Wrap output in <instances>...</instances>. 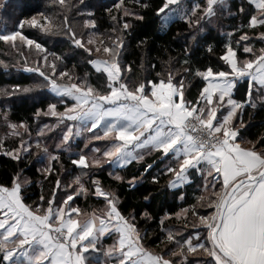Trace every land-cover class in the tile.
Segmentation results:
<instances>
[{"label":"snow or ice","instance_id":"1","mask_svg":"<svg viewBox=\"0 0 264 264\" xmlns=\"http://www.w3.org/2000/svg\"><path fill=\"white\" fill-rule=\"evenodd\" d=\"M57 2L66 5V0ZM247 3L255 5V11H246L242 2L239 12L246 13L247 23L233 29L241 35L235 44L229 40L225 45L219 57L223 65L185 69L200 77L204 84L195 99L187 96L188 85L184 79H177L171 72L166 79L144 77L142 81L133 82L125 78V65L121 61L125 43L121 36L109 37L111 43L103 46L108 59H93V51L101 49L91 46L92 37L85 40L70 27L65 30L74 48L89 54L87 63L97 73L106 74L102 88L89 82V73L73 80L69 70L58 68L56 60L49 63L47 55L40 58L43 64L38 61L36 67L25 69L43 78L31 87L47 88L53 94L54 102L48 103L47 111L37 109V119L43 115L57 118V124L65 120L72 122L66 125L61 142L56 145L58 150L61 145L69 146L73 135L80 136L84 132L92 134L89 141L113 139L103 150L91 148L94 153L102 152L106 159L94 156L89 161L83 149L75 153L78 159H73L72 164L80 168L81 174L73 176L70 182H62L57 175L47 197L42 192L38 200L27 202L25 185L30 181L21 180L22 170L9 185L0 184V264H91L89 257L92 252L100 251L98 245L105 239H113L105 250L113 264H192L189 253H199L202 257L196 264H264V137L255 142L245 140L237 125V120L243 124L245 107L255 108L256 99L264 101V47L257 51L252 43L254 37L243 30L245 27L253 32L257 28L264 29V0H247ZM224 4L225 0H206L203 7L195 3L182 10L180 0H163L156 13L162 30L176 19L186 21L190 27L200 26L202 21L211 22L216 7ZM125 15L143 19L127 9ZM39 17H25L18 25L21 30L0 34V41L16 47L19 39L46 53L43 44L22 31L25 25L45 32L59 27L45 12L39 13ZM63 19L67 21L66 16ZM86 24L95 27L94 20ZM130 27L128 21H124L122 29L112 31H125ZM258 38L264 44V31L258 33ZM241 48L243 59L238 54ZM207 50H213L211 44ZM185 54L190 55L187 50ZM183 63L189 64V61L185 59ZM127 71H131L130 65ZM57 77L72 82L61 83ZM241 83L247 85L246 99L237 100L233 98V90ZM31 87L22 90L27 92ZM58 104L64 105L63 111L58 109ZM0 119L11 135L20 138L18 146L8 147L5 140L9 133H5V138H0L3 154L16 161L30 156L33 144L28 123L11 122L7 113H0ZM51 127L38 126L37 148L41 147L39 137ZM98 128L103 130L102 135L93 132ZM25 135L29 136L28 140L24 139ZM88 146L86 143L85 148ZM150 151L159 154L161 163L168 161L160 175H171L170 188L186 181L192 183L193 173H198L204 180L205 191L212 189L207 197L201 195L198 199L206 201L214 211L210 215H199L196 206H190L185 211L197 217L192 224L196 230L187 234L167 230L164 240L170 247L160 251L145 246L147 232L138 227L135 210L125 214L116 192L106 189L92 171L93 168L102 171L104 163L119 167L134 161L140 163ZM43 152L48 153L46 146ZM58 159L57 154H52L51 162L42 171L50 175L54 170L53 162ZM152 167L153 164H146L142 175ZM83 176L88 177L87 183ZM115 178L123 180L118 175ZM152 180L158 182L159 176L153 175ZM136 181L133 176L129 182L131 188L136 186ZM61 190L64 195L58 199ZM78 196L97 198L102 207L90 213L83 211L72 203ZM81 215L83 219L79 218ZM143 215L147 218L150 214Z\"/></svg>","mask_w":264,"mask_h":264},{"label":"trees","instance_id":"2","mask_svg":"<svg viewBox=\"0 0 264 264\" xmlns=\"http://www.w3.org/2000/svg\"><path fill=\"white\" fill-rule=\"evenodd\" d=\"M84 2V6L81 0H66V5H59L57 0H1L0 2V34L21 30L18 29V25L22 19L39 16L41 12L49 15L59 26L51 32L27 25L22 29L25 35L43 44L47 50L46 53L18 42L16 47H13L9 42L0 41V113H7L8 120L11 122L26 121L31 134L38 131V126L42 127L55 122V118L43 115L37 119V109L46 111L48 103L54 102L53 94L47 88L31 87L42 82L43 78L39 77L38 73L25 70L27 67H36L38 61L43 64L41 57L47 55L49 63L56 60L58 68H66L73 74V80L76 77L83 78L85 73H89V82L97 88H102L106 83V74L97 73L93 66L87 63L89 54L75 49L69 35L65 34V30L70 27L78 36L84 35L82 27L87 17L81 7H85L90 13L88 19L95 21V29L100 33L104 43H111L109 37L123 38L125 47L121 53V61L125 65V78L133 82L138 79L142 81L144 77L149 80L166 79L171 72L177 79H184L185 84L188 85L186 94L189 99H195L204 84L200 77L185 72V69L189 66L193 69L207 65L222 66L223 61H220L219 57L225 45L229 40L235 44V40L241 35L240 31L233 32V29H239L242 23L245 25L247 23L246 13L239 12L242 2L246 11H255L254 6L249 5L247 0H227L224 6L216 7V15L211 18V22L202 21L200 26L190 27L186 21L176 19L162 30L156 9L162 5L163 0H123V3L121 0H84ZM194 2L200 3L202 7L206 4V0H186L189 8L194 5L192 4ZM125 9L138 13L143 19L125 15L123 13ZM65 16L67 21L63 19ZM113 17L117 19L114 20ZM124 21H128L131 25L129 29L112 31L114 28L122 29ZM243 30L254 37L252 43L257 51L264 47L258 38V33L264 29L257 28L253 32L245 27ZM209 44L213 48L211 52L207 50ZM186 50L190 55L186 56ZM32 51L34 52L30 54ZM238 54L241 59L244 58L242 48ZM91 56L94 58L93 54ZM58 57L60 59H57ZM185 59L189 61V64L183 63ZM128 65L131 66L130 72L127 71ZM57 79L61 83L72 82L65 78L57 77ZM15 85L21 87L15 88ZM25 87H31V90L25 92L22 90ZM246 90V84H238L234 89L233 98L246 99L244 95ZM4 92H9L11 95H5ZM255 103L257 105L255 108L243 109L242 125L237 120L241 135L245 140L253 142L264 137V102L256 99ZM63 108L64 105L58 104L59 110ZM60 132V127L57 126L44 136H40V148H37L35 144L37 138L32 140L31 155L23 157L20 161L11 159L0 150V184L9 185L14 175L22 170L20 178H27L30 181L25 185V191L28 195L27 202L31 203L38 200L42 192L46 197L49 195L57 175L61 177L62 182H70L73 176L80 175V168L74 166L72 160L78 159L75 153L80 150L81 142H70L68 150L54 149V143L60 138ZM5 133H9L5 140L8 147L19 145L20 138L11 135L3 119H0V138H5ZM27 136L25 135L24 139ZM48 143L49 150L59 156V159L53 162L54 170L50 175L42 169L51 161L48 164L44 163L45 166L39 158L43 147ZM95 144L104 148L108 141H98ZM150 163L153 167L142 175L144 167ZM167 163L168 161L161 163L159 154L150 151L144 154V160L140 163L134 161L124 167H113L104 163L102 171L92 169L104 187L116 192L119 196L120 207L125 214L135 210L138 227L142 232H147L145 246L153 251H160L166 246L170 247L164 240L167 230L184 234L196 230L192 224L197 217L185 211L190 206L195 205L199 215H209L212 211L208 208L206 201L198 199L201 195L204 196V180L197 173H193L192 183L170 188L168 185L169 180L172 179L171 175H160V170ZM117 175L123 177V180H117L115 178ZM153 175L159 176L158 182H153ZM133 176L137 178V181L136 186L131 188L129 182ZM82 178L86 183L88 182L87 176ZM63 195L64 192L61 190L57 198ZM145 197L148 199L146 200ZM72 203L86 212L102 207L100 200L91 196H78ZM145 212L150 214L149 217L146 218L143 215ZM185 220H187V227H185ZM112 243L113 239H105L102 245H98L100 251L92 252L89 257L91 264H101V254L106 250V246ZM188 258L192 264L202 259L199 253H189Z\"/></svg>","mask_w":264,"mask_h":264},{"label":"rangeland","instance_id":"3","mask_svg":"<svg viewBox=\"0 0 264 264\" xmlns=\"http://www.w3.org/2000/svg\"><path fill=\"white\" fill-rule=\"evenodd\" d=\"M0 2H1V0H0ZM196 2H194V3H192V4H195ZM81 4H83V6H84V4H85V2H84V0H81ZM225 5V4H224ZM223 5V6H224ZM172 7H175V6H172ZM81 8H83L84 10V12L83 13H85V16L87 17L85 20H84V22H83V27H82V30H83V36H84V39L85 40H87L88 39V37L89 36H91L92 37V39H93V44L91 45L94 49L95 48H100L101 49V51L100 52H96V51H93V56H94V58L93 59H95V58H100V59H108V56H107V54H105V53H103V51H102V49H103V46L106 44V43H104L103 41H102V39H101V35H100V33L95 29V27H93L92 25H87L86 24V21H88V20H91V19H88V17H90V13L86 10V8L85 7H81ZM180 8L183 10V9H189V7H188V5L186 4V0H180ZM124 14H125V10H124V12H123ZM37 17V19H39L40 17L39 16H36ZM86 29H87V31H86ZM8 33H10V32H7V33H4V34H8ZM17 42L20 44H24L26 47H29V48H32V47H35V45H27L26 44V42H24V43H22V42H20L19 41V39L17 40ZM34 51H32L30 54H32ZM50 63H51V61H50ZM27 68H29V67H27ZM26 69V68H25ZM60 78V77H59ZM61 79V78H60ZM68 99H71V98H68ZM47 111V110H46ZM60 111H63V109L62 110H60ZM46 117V116H45ZM47 117H50V116H47ZM53 118H55V117H53ZM70 123H72V122H69V121H64V122H62V123H59V124H57V118H55V122H52V123H48V124H45V125H50V126H52L50 129H45V131H44V134L42 135V136H44L47 132H49V131H51V130H53L55 127H57V126H59L60 127V138L57 140V141H55V143H54V149H57L56 148V145L57 144H59L60 142H61V139H62V133L64 132V131H66V125L67 124H70ZM44 126H42L41 128H43ZM20 131L21 132H23L24 130L23 129H20ZM75 131V130H74ZM91 135L90 134H88L87 135V132H85V133H82L80 136H75V135H73V137L71 138V142H75V141H80L81 142V147H80V149H83V152H84V154L88 157V159H89V161H91V159L95 156V157H97V158H101V159H106V158H103L102 157V152L101 153H94V152H92L91 151V148L93 147V146H95V147H99L97 144H95L96 142H98V141H89V137H90ZM37 138V132L35 133V134H31V140H35ZM29 139V136H27L26 138H25V140H28ZM99 141H108L109 142V140L107 139V140H99ZM86 143H88V148H85V144ZM108 145V144H107ZM107 145L104 147V148H106L107 147ZM47 148H48V153H44V152H42V154L39 156V158H40V160L42 161V163L44 164H48L49 163V161H50V156L52 155V154H54L53 152H51L50 150H49V143L48 144H46L45 145ZM100 148V147H99ZM104 148H101L102 150L104 149ZM61 149H66V150H68L69 149V147L68 146H65V145H61ZM44 164V165H45ZM46 166V165H45ZM47 167V166H46ZM21 180H24V179H22L21 178ZM217 191L219 190V189H216ZM212 191V189L210 188V191L209 192H207V193H205V189H204V196L205 197H207L208 195H209V193ZM208 208H210L209 206H208ZM212 209V211H214V209L213 208H211ZM92 211V210H91ZM91 211H89V213L91 212ZM211 211V212H212ZM211 212H210V214H211ZM209 214V215H210ZM79 218H81V219H83V215H81V217H79ZM111 245V244H110ZM109 245H107L106 246V249H107V247H108ZM99 256H100V253H99ZM101 260H102V262H101V264H103L104 263V261H110V260H112L111 258H109L108 256H106L105 255V251L101 254Z\"/></svg>","mask_w":264,"mask_h":264},{"label":"crops","instance_id":"4","mask_svg":"<svg viewBox=\"0 0 264 264\" xmlns=\"http://www.w3.org/2000/svg\"><path fill=\"white\" fill-rule=\"evenodd\" d=\"M227 0H225V2H226ZM254 6V8H255V5H253ZM233 92H234V90H233ZM262 102H264V101H262ZM93 132H95V133H97V134H99V135H102V132H103V130L102 129H100V128H98V129H94L93 130ZM85 133V132H84ZM88 134H90V135H92L91 133H88L87 132V135ZM109 141L111 140V139H113V137H109V138H107ZM107 139H105V140H107ZM108 146V145H107ZM137 151H140V150H137ZM113 167H119V166H115V165H112ZM197 175H199L198 173H197ZM200 176V175H199ZM187 183H189L188 181H186L183 185H185V184H187ZM183 185H178L177 187H181V186H183ZM176 187V188H177ZM210 191V188H208L207 189V191H205V193H207V192H209ZM204 193V192H203ZM108 248V247H107ZM107 263H103V264H113V262H112V260H110V261H106Z\"/></svg>","mask_w":264,"mask_h":264}]
</instances>
